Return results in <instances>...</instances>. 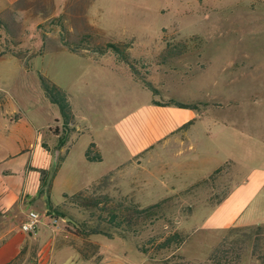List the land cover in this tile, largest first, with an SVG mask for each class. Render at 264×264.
I'll return each instance as SVG.
<instances>
[{"label":"rangeland","instance_id":"374dc122","mask_svg":"<svg viewBox=\"0 0 264 264\" xmlns=\"http://www.w3.org/2000/svg\"><path fill=\"white\" fill-rule=\"evenodd\" d=\"M107 43L120 45L145 86L157 90L152 105L191 106L196 118L178 130H191L194 151L185 153L189 165L183 162L174 174L172 160L129 159V146L153 113L141 80H133L126 65L119 69L105 58L92 63L93 57L69 52L92 53ZM39 74L74 104L75 131L65 130ZM90 138L100 162L84 157ZM53 141L57 149L70 148L56 164L54 152L43 146ZM245 153L251 164L264 166V0H0L1 193L15 185L24 191L25 184L21 203L1 216L0 226L19 224L26 215L23 225L34 212L40 217L36 237L21 229L35 237L33 243L64 231L69 250L56 251L51 264H207L224 237L233 249L231 264L238 258L237 264H264V232L249 244L247 227L218 234L205 221L237 181L225 178L232 160L215 164ZM78 193L100 204L63 198ZM156 203L161 208L150 217L132 213L133 206ZM49 205L77 223L121 205L132 221L120 227L125 238H107L77 235L68 220L54 215L49 232L41 229ZM174 233L183 241L158 247Z\"/></svg>","mask_w":264,"mask_h":264},{"label":"crops","instance_id":"0c3cea01","mask_svg":"<svg viewBox=\"0 0 264 264\" xmlns=\"http://www.w3.org/2000/svg\"><path fill=\"white\" fill-rule=\"evenodd\" d=\"M95 51L92 53L87 50H83L80 53H75V51L69 52L80 58L87 56L93 57V59L89 61L97 64H102V62L105 61L102 58L110 59V62H112L115 67L126 70V67L124 66L126 64L120 61L116 54L111 50L102 53ZM169 56L171 55L164 54L163 56L162 54L163 58H168ZM126 66L130 69L128 65ZM129 69L128 71L131 73L133 80L138 81L140 78L137 76L138 74L136 71L133 73V71ZM140 84L142 88L151 92L149 105L153 110V113L148 115V118H145L144 123L141 124L140 130L137 131V141L129 146V159H133L139 154H142L143 160L145 159L147 162H152V159L154 158L157 160L166 158L167 160H172L170 171L174 174V171L180 169L178 166H181L183 162L184 165H189L188 161L185 160L189 156L184 157L185 153L194 151L193 147H191L193 144L191 130L186 129L184 131H179L178 129L196 117H194L193 114L187 110V108L181 109L173 106L152 105L151 100L156 94H153L149 87L145 86L143 80L140 81ZM68 102L73 115L74 104H71L70 100H68ZM19 121L20 119L16 120L13 125L18 124ZM76 125H78V123L73 115V120L69 125V130L75 131L74 128ZM78 129L80 130V128ZM54 135L57 136L55 133ZM88 142L90 143L88 144L87 149L90 145H93L91 147V151L94 148L95 152L98 154V147L93 138H90ZM188 142H190L189 145ZM43 146L46 149V153H49L50 151L54 152V158L52 160L54 164L58 162L57 156L60 152H63L66 149L68 154L70 149H68L67 146H61L60 149L55 148V141L51 144H43ZM171 146H174L175 149L170 148ZM186 146L188 147L185 148ZM252 157L257 159V154H254ZM260 157L264 158V155L261 154ZM228 160H232L235 164L230 174H225V178H229L230 176L232 181L234 179H237V181L232 182L233 187L227 192V195L208 212L205 218V221H207V223L210 224L214 230L218 231V234L232 227H249L258 225L260 222L259 218L262 216L264 217V166H257L255 162L254 165L251 164L250 154L246 155V153L242 156H238V158H231V156L228 155L227 158L222 159L216 163L215 166L218 168ZM36 168V171L43 170V167ZM204 173H206V171L201 174L187 177L189 179L184 180H197V178L199 176H203ZM177 176L180 178H186L185 176L183 177L182 173H178ZM44 185L46 186V184ZM52 185H54V180L52 181ZM7 190L8 194H5V191L1 193L0 167V218L5 215L7 211L11 210L13 205L21 203L22 195L25 193V184L24 191L23 189H20L18 185L9 187ZM52 208L55 209V207ZM46 216L47 220L41 224V229H48L47 225L49 224V219L52 215ZM25 219L26 215L24 220ZM24 220L16 225L6 224L0 226V264H51L56 251H61L60 253L64 255L62 252L64 251L65 253L66 250H69V247L64 245V241H66L64 238L65 236L62 235L64 231L62 233L57 232L58 236L55 238L53 237L51 240L42 241L41 243H33L32 239L36 237L40 227H37L35 237L28 236L24 234L20 228ZM260 223L263 224L264 221ZM33 253L35 256L31 257ZM82 261L88 262L90 260Z\"/></svg>","mask_w":264,"mask_h":264},{"label":"trees","instance_id":"16d2710c","mask_svg":"<svg viewBox=\"0 0 264 264\" xmlns=\"http://www.w3.org/2000/svg\"><path fill=\"white\" fill-rule=\"evenodd\" d=\"M107 50H111L113 53L116 54L117 58L128 65L130 69L135 73V67L132 62V60L129 58V56L125 53V51L121 48L120 45L107 43L104 45V48L99 47L97 51L99 52H105ZM39 79L41 81L42 89L45 93V96L49 99V101L53 104H55L60 112V115L64 121V128L65 130H69V125L72 123L73 115L71 112V108L68 102V99L64 92L57 87L54 83L46 79L44 76L39 74ZM147 87L153 92V94H156V90L149 84H146ZM158 105V103H155ZM171 105H174L178 108H190V105L181 104L178 102H171ZM93 145H90L89 148L85 152V158L87 161L94 162V161H101L100 156L96 153L94 156H91V147ZM45 184V182H44ZM64 199H70L72 202L77 203V205H84L86 207H93L97 208L100 204V201L97 199H90L86 196H84L83 193H78L76 195H73L71 197H68L67 195H63ZM83 199V202L81 201ZM161 203H156L154 205L148 206L143 209H139L136 206H133L132 213L135 214V217L137 216H146L150 217L156 213L157 210H159L161 207ZM101 209V208H100ZM101 211H104L101 210ZM105 214H100L96 219H89L88 221H82L80 223H77L73 220H70L65 216L63 213L58 211V209L52 208L50 205L47 207L46 215L54 216L58 215L63 220H68V222L74 227L75 233L77 235L82 236H89V235H103L107 238H112L114 236H118L120 238H125L124 232L126 230L120 229L121 225H127L128 227L131 225L132 217L127 212L128 209L123 208L121 205L117 208H111L109 210H105ZM93 216V215H92ZM115 224V225H114ZM110 226V227H108ZM248 230L251 231L250 237H249V244L251 243V239L254 236H259L263 234L264 232V224L255 225L251 227H247ZM247 228H231L228 233H238L239 231H244ZM117 229V230H115ZM125 229V228H124ZM182 240V237L178 233H174L171 237H168L165 241H163L158 247L159 248H166L168 247L172 242ZM256 240L254 241L255 244ZM233 251L231 247L228 245V237H224L218 245L212 250L211 254L209 255V258L207 260V264H231L229 260V253ZM141 252L143 254L147 253V250L142 248ZM239 261V258L235 260L234 264H237ZM262 264V262H260Z\"/></svg>","mask_w":264,"mask_h":264},{"label":"built area","instance_id":"2783aa9c","mask_svg":"<svg viewBox=\"0 0 264 264\" xmlns=\"http://www.w3.org/2000/svg\"><path fill=\"white\" fill-rule=\"evenodd\" d=\"M27 217L28 221L21 226V229L27 234H34L37 224L40 222V217L34 212H30ZM53 223H55V220Z\"/></svg>","mask_w":264,"mask_h":264}]
</instances>
